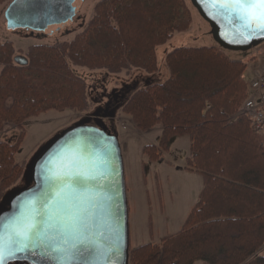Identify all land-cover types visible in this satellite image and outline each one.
I'll return each mask as SVG.
<instances>
[{
	"label": "trees",
	"instance_id": "obj_1",
	"mask_svg": "<svg viewBox=\"0 0 264 264\" xmlns=\"http://www.w3.org/2000/svg\"><path fill=\"white\" fill-rule=\"evenodd\" d=\"M191 23L186 0H99L81 32L31 46L27 65L15 63L12 42L0 41V132L49 110L88 112L89 87L70 64L155 73L157 48ZM166 64L169 77L134 89L121 111L141 131L161 124L157 144L143 148L151 161L189 137L187 169L203 176V187L181 229L131 249L130 264H264V136L239 112L247 63L218 46H181ZM23 138L0 141V197L24 173L15 159Z\"/></svg>",
	"mask_w": 264,
	"mask_h": 264
},
{
	"label": "rangeland",
	"instance_id": "obj_2",
	"mask_svg": "<svg viewBox=\"0 0 264 264\" xmlns=\"http://www.w3.org/2000/svg\"><path fill=\"white\" fill-rule=\"evenodd\" d=\"M98 1L84 0L78 17L75 18L70 26L53 35H46L43 32L25 29L16 22L12 24L6 14L12 2L9 0L0 6V41L13 43L15 49L14 57L18 55L27 57L28 49L33 45H55L60 42L70 41L88 25L94 15V7ZM186 1L192 13L191 26L189 30L176 33L168 42L157 48V72L147 73L142 69L133 68L119 73H111L105 69L92 70L70 64L73 71L85 79L89 87L91 105L88 112L81 114L71 109L64 111L49 110L28 119L23 124L22 130L14 125H8L0 132V141L11 143L18 141L21 132H24V138L15 159L18 164L25 167L23 176L0 197V209L6 207L11 196L30 185L28 172L31 166L36 158L57 137L69 127L84 123V121L97 125L94 121L88 120L87 116H92L97 111L106 108L114 110L115 115H111L106 119L101 116L99 119H103L101 121L105 124L107 131L118 137L122 153L127 158V162L129 157L132 163L138 162L141 164L144 161V169L149 172L150 167H153L154 163L144 154L143 148L149 144L150 140L155 139L158 142L162 130L161 132L158 131L157 134L155 133L157 128L160 130L162 126L161 124L155 125L150 133L138 130L133 125L131 115L121 111L122 106L134 89L149 84L162 83L169 77L166 55L173 49L181 46H218L210 34L208 23L199 15L190 1ZM226 53L231 59L244 60L247 63L244 78L248 84L258 77L259 74L264 73V43L248 52L226 51ZM177 142V144H180L181 150H189L188 138H180ZM202 186V176L200 174L193 175L188 171L179 170V173L170 178L167 184H162L161 186L162 193L163 190L168 192V200L166 201L167 205L163 217L159 214L158 205L153 201V205L150 204L151 209L148 212L146 208L145 214H141L139 210L136 213V219L138 218L136 227L133 219L135 208H131L132 226L130 232L132 235H130V251L148 242L158 243L168 232H178L191 208L198 201ZM139 216H141L142 220H140ZM173 219L178 221L177 226L166 228L164 225L172 222L171 220ZM150 224L152 225L151 227ZM154 227L157 228L156 231L153 230ZM258 254L264 255V247L261 248ZM197 264L205 263L199 262Z\"/></svg>",
	"mask_w": 264,
	"mask_h": 264
},
{
	"label": "water",
	"instance_id": "obj_3",
	"mask_svg": "<svg viewBox=\"0 0 264 264\" xmlns=\"http://www.w3.org/2000/svg\"><path fill=\"white\" fill-rule=\"evenodd\" d=\"M190 2L210 26V34L220 48L248 52L264 43V31L244 27L222 4L212 0ZM83 3L84 0H12L6 14L12 24L16 22L25 29L53 35L74 22ZM14 61L18 65L28 64L27 57L21 55L15 56ZM111 115H115L114 110L102 109L87 116L97 125L84 121L66 129L34 161L28 172L30 185L11 196L6 207L0 209L2 233L15 217L29 215L33 208L42 209L43 194L50 184L48 177L64 160L74 153L89 160L106 159L108 163L98 168L104 173L103 178L91 185L101 195L99 207L90 210L94 213L93 227L85 233L82 254L71 250L75 258L68 261L61 259L62 254L52 251L47 244L18 251L5 243L4 264H130L129 205L122 148L118 137L107 131L103 119H99ZM85 246L91 251H83Z\"/></svg>",
	"mask_w": 264,
	"mask_h": 264
},
{
	"label": "snow or ice",
	"instance_id": "obj_4",
	"mask_svg": "<svg viewBox=\"0 0 264 264\" xmlns=\"http://www.w3.org/2000/svg\"><path fill=\"white\" fill-rule=\"evenodd\" d=\"M220 3L234 13L243 26L264 31V0H212ZM108 161L89 160L73 154L62 162V166L48 177V191L43 194L42 209L29 215L15 217L0 233V264H4V246L7 243L18 251L37 245L51 247L62 254L61 259L72 261L75 256L71 250L82 254L92 225L90 211L99 207L101 192L93 191L92 182L99 183L104 173L98 168ZM103 236V232L100 233ZM71 241V243H69ZM62 245H68L64 247ZM83 251H91L86 246ZM11 255V253H10Z\"/></svg>",
	"mask_w": 264,
	"mask_h": 264
},
{
	"label": "crops",
	"instance_id": "obj_5",
	"mask_svg": "<svg viewBox=\"0 0 264 264\" xmlns=\"http://www.w3.org/2000/svg\"><path fill=\"white\" fill-rule=\"evenodd\" d=\"M153 128H151L145 132L150 133ZM161 130H162V128L160 130H158V128H157L155 134H157L158 131L161 132ZM184 137L188 138L189 148H190L189 137H187V136H184ZM180 138H183V137H177V138L172 140L171 148L168 152H166L163 155V160L159 161V162L153 161L154 166L150 167L149 172L145 171V169H144V167H145L144 161L141 164H139L138 162L132 163L130 160V157H129V161L127 162V158H125L123 155L124 171H125V179H126V187H127V198H128V205H129V225H130V228L132 226L131 225V220H132L131 208H135V211H134L135 213L133 214V219L135 221L136 227H137L136 222L138 221V218L136 219V213H138V210H139L141 212V214L142 213L145 214L146 208H147V212H148L149 209H151L150 204L153 205V201H155L156 204L158 205V211H160V213H159L160 216L161 217L164 216V213L166 210V205H167L166 201L168 200V192H166V190L165 191L163 190V193H162L161 186H162V184H167L170 181V178H172L174 175H177V173H179V170L188 171L189 173H192L193 175L200 174L196 171H191V170L187 169V159L190 156V150H188V151L187 150H184V151L181 150V148L179 147L180 144H177L178 143L177 141ZM149 144L156 145L157 142L155 141V139H153V140L149 141ZM155 164H156V166H155ZM202 184H203V176H202ZM161 197H162V200H161ZM176 211H178V210H176ZM140 212H139V214H140ZM139 218H140V220H142L141 216H139ZM177 218H178V216H177ZM174 220L175 219L171 220L172 222L166 223L164 226L166 228L176 227L178 221L177 220L174 221ZM183 224H182V226H183ZM151 226L152 225L150 224V227ZM156 229H157L156 227L153 228L154 231H156ZM130 231H131V229H130ZM173 234H175V233H169L168 232L162 238L164 239L165 237L173 235ZM130 235H132L131 232H130ZM162 240L158 241V243H155V244H160L162 242Z\"/></svg>",
	"mask_w": 264,
	"mask_h": 264
},
{
	"label": "built area",
	"instance_id": "obj_6",
	"mask_svg": "<svg viewBox=\"0 0 264 264\" xmlns=\"http://www.w3.org/2000/svg\"><path fill=\"white\" fill-rule=\"evenodd\" d=\"M247 86V97L239 112L249 119L257 133L264 136V73L247 83Z\"/></svg>",
	"mask_w": 264,
	"mask_h": 264
}]
</instances>
